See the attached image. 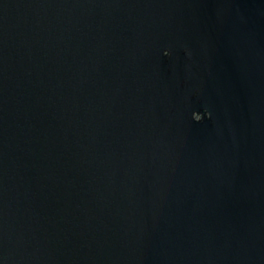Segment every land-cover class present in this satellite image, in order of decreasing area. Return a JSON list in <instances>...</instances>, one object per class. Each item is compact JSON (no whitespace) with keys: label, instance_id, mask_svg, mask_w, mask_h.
<instances>
[{"label":"water","instance_id":"1","mask_svg":"<svg viewBox=\"0 0 264 264\" xmlns=\"http://www.w3.org/2000/svg\"><path fill=\"white\" fill-rule=\"evenodd\" d=\"M0 264H264V0H0Z\"/></svg>","mask_w":264,"mask_h":264},{"label":"clouds","instance_id":"2","mask_svg":"<svg viewBox=\"0 0 264 264\" xmlns=\"http://www.w3.org/2000/svg\"><path fill=\"white\" fill-rule=\"evenodd\" d=\"M162 53H164L165 55H162L163 57H164V59L167 61L168 59H170V53L167 51V50H165V51H163ZM167 57V58H166ZM183 85V84H182ZM195 93V92H194ZM194 114H196V113H194ZM194 114L192 115V120L194 121V122H197V123H200V122H202V120H204V119H209V114H208V112L207 111H204V112H202V113H200L201 115H197V116H195L194 117ZM203 117V118H202Z\"/></svg>","mask_w":264,"mask_h":264}]
</instances>
